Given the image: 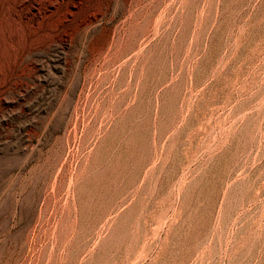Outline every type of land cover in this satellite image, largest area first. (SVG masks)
Returning a JSON list of instances; mask_svg holds the SVG:
<instances>
[{
	"label": "rangeland",
	"instance_id": "obj_1",
	"mask_svg": "<svg viewBox=\"0 0 264 264\" xmlns=\"http://www.w3.org/2000/svg\"><path fill=\"white\" fill-rule=\"evenodd\" d=\"M0 264H264V0H0Z\"/></svg>",
	"mask_w": 264,
	"mask_h": 264
}]
</instances>
